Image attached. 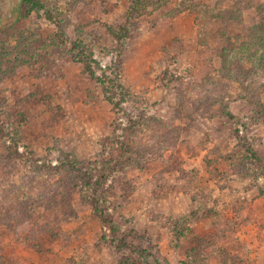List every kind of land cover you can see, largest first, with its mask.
<instances>
[{
	"label": "rangeland",
	"instance_id": "obj_1",
	"mask_svg": "<svg viewBox=\"0 0 264 264\" xmlns=\"http://www.w3.org/2000/svg\"><path fill=\"white\" fill-rule=\"evenodd\" d=\"M42 1L0 0V264H264V0Z\"/></svg>",
	"mask_w": 264,
	"mask_h": 264
},
{
	"label": "trees",
	"instance_id": "obj_2",
	"mask_svg": "<svg viewBox=\"0 0 264 264\" xmlns=\"http://www.w3.org/2000/svg\"><path fill=\"white\" fill-rule=\"evenodd\" d=\"M20 10L24 13L25 16L32 14L33 12H45L47 18L49 20H53V14L50 12L48 9H46V3L42 0H22V4L20 6ZM125 35H120L119 33H115V37L118 40H121L124 38ZM245 45L243 44L237 51L236 53H232L227 55L229 58H234V56L239 54L240 56L242 55L243 52H246L245 54L249 58H254L255 57V52L248 51L244 47ZM262 48V47H261ZM76 49H79V45H76ZM264 50V49H263ZM243 51V52H242ZM83 55L84 53L81 52L79 53ZM80 55V61L84 63L86 71L93 77L95 78L98 82H100L103 87H104V92L106 99L114 105L115 108L119 109L120 106L126 102L127 97L129 93H127V90L125 89L124 85L121 83L120 79V64L118 59H114L108 63L106 66L105 71L103 72V75H99L97 73L96 68L92 64V60L85 59L84 57H81ZM85 56V55H83ZM232 69V68H231ZM230 68L228 69L230 73ZM234 72V71H233ZM200 92V91H199ZM202 92H200L201 94ZM196 253L197 250L193 249L188 252L189 258H196ZM187 264V262H184Z\"/></svg>",
	"mask_w": 264,
	"mask_h": 264
}]
</instances>
